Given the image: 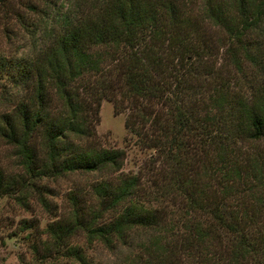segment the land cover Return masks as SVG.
<instances>
[{"label":"trees","instance_id":"obj_1","mask_svg":"<svg viewBox=\"0 0 264 264\" xmlns=\"http://www.w3.org/2000/svg\"><path fill=\"white\" fill-rule=\"evenodd\" d=\"M73 2L38 9L31 57L0 53L15 95L0 136L22 171L0 192L45 204L42 177L116 173L66 192L67 215L46 225L54 251L83 261L64 243L76 231L112 248L140 229L156 234L143 264H264V0H200L194 13L191 0ZM203 20L226 39L216 66L202 64ZM101 99L126 107L124 127L153 151L142 171H120L122 149L84 145Z\"/></svg>","mask_w":264,"mask_h":264},{"label":"rangeland","instance_id":"obj_2","mask_svg":"<svg viewBox=\"0 0 264 264\" xmlns=\"http://www.w3.org/2000/svg\"><path fill=\"white\" fill-rule=\"evenodd\" d=\"M191 1L192 12H197L200 0ZM73 3V0H3L0 3V53L7 56L31 57L36 49V40L29 24L40 15L38 9L49 5L61 6L60 10H66V7L74 8ZM196 18L200 21L199 16ZM201 31L206 41L211 44V55L207 56L202 64L209 66L212 63L216 66L223 58L221 50L226 40L224 34L204 20ZM40 42L38 47L42 45V41ZM218 71H224V68H218ZM3 83L5 81L0 77V123L1 114L10 111L15 98L13 90ZM56 102L55 99L52 100V104L55 105ZM126 113V107L118 106V109L113 110L110 100L101 99L94 123V136L83 140V143L94 148L122 149L124 158L120 171L136 173L143 170L154 158V154L151 149L134 143L135 136L124 127ZM38 142L39 137H35V146H38ZM259 146L263 148L264 144ZM18 174H22L18 156L11 144L0 136V180L8 181L10 177ZM115 176L116 173L99 171L42 177L36 182L47 189L43 192L45 204L39 201L34 191L27 193L24 198H20L12 188L9 194L0 192V264H143L146 251L140 247L141 242L148 243V249L152 250L156 235L151 237L148 231L137 229L128 239V246L117 244L108 248L98 240H88L86 233L78 230L65 238L64 243L77 247L83 261L63 254L62 250L54 251L51 235L46 231V225L67 215V191L78 188L82 194H89L91 182L102 178L113 179ZM88 201L91 202V199Z\"/></svg>","mask_w":264,"mask_h":264}]
</instances>
